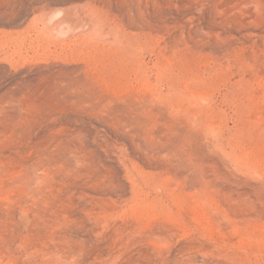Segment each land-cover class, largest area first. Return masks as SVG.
Segmentation results:
<instances>
[{
	"label": "rangeland",
	"instance_id": "1",
	"mask_svg": "<svg viewBox=\"0 0 264 264\" xmlns=\"http://www.w3.org/2000/svg\"><path fill=\"white\" fill-rule=\"evenodd\" d=\"M0 264H264V0H0Z\"/></svg>",
	"mask_w": 264,
	"mask_h": 264
},
{
	"label": "bare ground",
	"instance_id": "2",
	"mask_svg": "<svg viewBox=\"0 0 264 264\" xmlns=\"http://www.w3.org/2000/svg\"><path fill=\"white\" fill-rule=\"evenodd\" d=\"M64 12H65V11H64ZM53 14H54V12L52 13V15H53ZM55 14H56V13H55ZM78 17H79V14H78ZM47 18L49 19V16H48ZM81 18H82V17H81ZM55 20H56V19H55ZM85 20H86V18H85ZM60 22H61V21H60ZM49 23H50V22H49ZM78 23H79V22H78ZM78 23H77V24H78ZM46 24H47V23H46ZM61 24H62V23H60V25H61ZM70 24H71V23H70ZM75 24H76V23H75ZM81 24H82V22H81ZM88 24H89V23H88ZM48 25H49V24H48ZM52 25H54L53 27L56 28V27H55V23H53ZM46 26H47V25H46ZM73 26H74V25H73ZM77 26H78V25H77ZM77 26H76V28H77ZM79 26H80V25H79ZM88 26H89V25H88ZM47 27H48V26H47ZM64 27H65V26H64ZM80 27H82V26H80ZM89 27H90V26H89ZM48 28H51V26H49ZM65 28H66V27H65ZM65 28H63V29H65ZM70 28H71V27H70ZM56 29H57V31H58V33H59L58 28H56ZM56 29H55V30H56ZM77 29H78V28H77ZM81 30H82V29H81ZM61 31H62V30H61ZM61 31H60V32H61ZM80 32H81V31H80ZM52 33H53V32H52ZM63 33L65 34L64 30H63ZM63 33H62V34H63ZM76 33H77V32H76ZM52 35H53V34H52ZM52 35H51V36H52ZM70 35H71V34H70ZM54 37H55V36H54ZM80 37H81V36H80ZM62 41H63V39H62ZM64 43H66V42H64ZM68 46H69V45H68ZM50 49H51V48H50Z\"/></svg>",
	"mask_w": 264,
	"mask_h": 264
}]
</instances>
